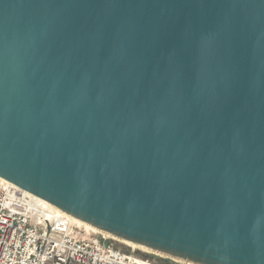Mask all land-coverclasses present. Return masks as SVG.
Here are the masks:
<instances>
[{"label": "water", "instance_id": "obj_1", "mask_svg": "<svg viewBox=\"0 0 264 264\" xmlns=\"http://www.w3.org/2000/svg\"><path fill=\"white\" fill-rule=\"evenodd\" d=\"M0 179L194 264H264V0H0Z\"/></svg>", "mask_w": 264, "mask_h": 264}, {"label": "built area", "instance_id": "obj_2", "mask_svg": "<svg viewBox=\"0 0 264 264\" xmlns=\"http://www.w3.org/2000/svg\"><path fill=\"white\" fill-rule=\"evenodd\" d=\"M107 237L85 235L65 212L0 180V264H156L123 252Z\"/></svg>", "mask_w": 264, "mask_h": 264}, {"label": "rangeland", "instance_id": "obj_3", "mask_svg": "<svg viewBox=\"0 0 264 264\" xmlns=\"http://www.w3.org/2000/svg\"><path fill=\"white\" fill-rule=\"evenodd\" d=\"M83 233L85 235H87L84 227H82ZM97 234H101L98 232H90L87 236L89 235H97ZM108 241L111 242L115 247L119 248L120 250H122L123 252L134 256L135 258L138 259H147L149 262L152 263H156V264H180V261H177L173 258L170 257H165L164 255H160L158 253H154L152 251L149 250H145L141 247H135L132 246L130 244L124 243L122 241L119 240H115L111 237H107Z\"/></svg>", "mask_w": 264, "mask_h": 264}, {"label": "bare ground", "instance_id": "obj_4", "mask_svg": "<svg viewBox=\"0 0 264 264\" xmlns=\"http://www.w3.org/2000/svg\"><path fill=\"white\" fill-rule=\"evenodd\" d=\"M0 180H3V179H0ZM3 181H5V180H3ZM39 199V201H41V203L45 206V207H48L50 210H55V211H57V212H60L61 210H59L58 208H55L54 206H52L51 204H48L47 202H45L44 200H42V199H40V198H38ZM71 217V220H72V222L74 223V224H76L78 227H84V229H85V231H86V233H87V235L90 233V232H98V233H103L104 235H107V236H109V237H111V238H113V239H115V240H119V241H122V242H124V243H127V244H130V245H132V246H135V247H139V246H137V245H135V244H133V243H130V242H127V241H124V240H121V239H119V238H116V237H114V236H110V235H108V234H106V233H104V232H101L100 230H98V229H96V228H94V227H92V226H90L89 224H87V223H85V222H83V221H81V220H79V219H77V218H74V217H72V216H70ZM144 249V248H143ZM145 250H147V249H145ZM155 253V252H154ZM175 260H177V261H182V260H180V259H175Z\"/></svg>", "mask_w": 264, "mask_h": 264}]
</instances>
